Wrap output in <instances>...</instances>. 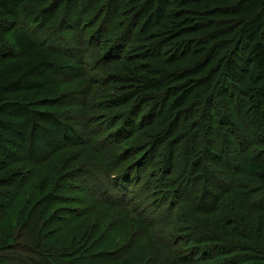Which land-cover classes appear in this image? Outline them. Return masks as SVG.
Returning <instances> with one entry per match:
<instances>
[{"label": "rangeland", "instance_id": "obj_1", "mask_svg": "<svg viewBox=\"0 0 264 264\" xmlns=\"http://www.w3.org/2000/svg\"><path fill=\"white\" fill-rule=\"evenodd\" d=\"M7 1L9 0H0V3L10 4ZM234 2L235 0H163L160 5L161 15L158 18L165 25L157 31L156 24L149 28L153 33L152 37H158L153 39L154 43H166L160 53L163 58L169 56V50H174V46L178 48L180 44H184L185 56L181 58V54L180 58L175 60L176 64L168 65V68L182 71L184 77L180 80L190 81L193 88L197 86L196 83L203 73L193 69L195 60L203 56V53L199 54L195 50L200 44L201 47L207 48V42L202 43L201 37L209 34L212 40L225 38L240 31L243 21L247 20V14L244 15L245 13L233 8L236 7ZM154 5H157V1H154ZM73 7L70 6L69 10ZM174 11L175 14L170 15V12ZM90 16H81L80 21L83 23L78 30L80 35L89 29L92 30L93 21L89 19ZM118 16L120 20L122 15ZM96 24H100V21ZM263 29L264 18L257 28V40L264 41ZM6 35L7 39L14 43L15 38L11 36V32L6 31ZM47 43H51V40ZM145 44H149L145 39L134 37L133 42L124 45L123 54L115 59L111 67L105 65L103 58L97 60L98 56L92 55V51L82 57L81 62H77L73 57L54 53L53 62L66 66L58 77L60 84L56 93L48 96L47 101L43 96L23 95L8 103L12 109H8L10 107L6 105L7 109L0 111V133L5 132L2 129L7 125L20 123L21 132L27 136L23 140L12 135L15 141L25 145L21 151L14 144L8 143L11 149L22 157L12 165L16 173L21 172V179L17 178L11 187L0 185V200L8 203V200L16 198L14 202L12 200L14 207L9 214L19 215L20 212H14L22 207L25 209L24 213L30 212L34 204L47 196L46 204L39 207V213L36 214L37 217L39 215L37 228L41 227L43 233L47 232V241L56 247H65L74 240V243L81 241L78 247L87 248L76 258H87L84 257V261L79 264H127V261L129 264H216L221 257H218V260H207L209 252L199 254V251L204 249L200 250L195 241H186L180 246L173 245V238L178 241L175 237L182 235L188 227L175 233L169 232L166 236L164 230L168 229V226L165 227L162 223L152 226L149 221L152 218H166L171 219V222L174 220L170 226L183 227V217L179 222L176 220L183 213L178 207L180 200L186 205L191 202L188 198L192 196H199L202 192H217V189L212 187L217 178H223L226 184L223 174H229L231 171L223 170L217 163L221 164L228 157L231 159L230 166H235V169L230 167L235 170L234 180L241 181L244 177L240 168L250 160V156L264 152V136L261 137L262 132H258L256 128L258 115L252 111L245 115L232 113L234 120L239 122L237 124L230 117L227 107L220 114L219 106L212 104L210 115H203L199 120L200 113L195 114V117L186 115V119H182L180 114L177 123L173 125V115L181 110L184 104L180 101L181 103L178 102L179 105L175 106L177 98L182 96L178 95V91L182 89L188 93L189 85L168 92L165 89L170 83H164L168 81L167 78L160 79V83H154L144 74L136 75L149 65V49L143 47ZM58 57L62 58L58 60ZM250 58L251 61L255 60L252 56ZM180 64L184 68L180 67ZM123 66H131L132 69L120 70L124 69ZM55 68L48 69L51 76L60 73L59 70L56 72ZM254 70V64L250 65L241 75L252 77L255 74L258 78L262 77L263 70ZM64 71L68 75L65 76ZM155 74L153 79L159 80L160 74L157 71ZM66 79L67 82L63 83ZM24 83L25 81H21L18 86L25 88ZM127 94H130L131 99L124 106L116 107V104H111L113 109H104L106 102L111 103ZM168 96L171 99L164 106ZM145 101L146 103L142 104ZM196 106L198 102L192 107ZM136 108L140 111L133 113ZM119 114V118L131 120V130L127 134H117L118 125L110 123V118L116 120ZM223 114L231 119L230 124L223 125L218 121ZM13 118L18 122H12ZM1 122H5L6 126ZM108 123L114 127L108 128ZM185 123L188 124V131L182 126ZM198 123L206 126L210 124L211 135L208 132L206 137L202 136L200 129L196 127ZM220 126H223L222 129ZM171 127L173 132L168 137L164 130ZM162 131L165 133L164 137H161ZM193 135L197 136L195 140ZM242 137L258 142L251 147L252 151L241 152ZM159 142H163V145L158 144ZM190 146H193L191 152L196 154L200 162L199 167L191 171L192 166L189 164H194L195 161H190L195 159L190 156L191 153L187 154L188 149L186 152L183 150ZM172 160L173 164L170 165L168 162ZM117 165L118 167L114 168ZM170 168L172 172H168ZM8 176L0 173V183L11 178ZM115 182L119 183L117 187ZM189 182L191 183L188 184ZM186 187L187 191L180 198L177 196L179 193H174L181 190L184 192ZM223 187L221 186L220 190ZM122 193L131 204L130 207L115 202L117 195L120 197ZM222 197L223 195L218 197L219 202L225 199L219 207L227 208L225 215L230 209L235 210L234 206L243 207L234 195H227L223 200ZM28 198L30 202H27ZM109 200L115 202V205ZM212 201L213 198L209 196L205 203L209 206ZM135 213L141 214L145 219L139 218ZM197 214L208 222L210 214ZM147 217L150 220H146ZM4 222L7 221L0 222V243L7 231ZM27 227L23 229L24 235L21 239L25 242L32 239L30 234H26ZM154 228H161L162 231L152 230ZM170 233L172 234L168 236ZM169 242L178 250L170 260L166 257V254L172 252L166 247ZM71 256L73 255L67 256L66 260L75 257ZM182 260H189V263ZM249 262L246 264H258V260L254 259ZM259 262L264 263L263 260Z\"/></svg>", "mask_w": 264, "mask_h": 264}, {"label": "trees", "instance_id": "obj_2", "mask_svg": "<svg viewBox=\"0 0 264 264\" xmlns=\"http://www.w3.org/2000/svg\"><path fill=\"white\" fill-rule=\"evenodd\" d=\"M154 1H157V5H154ZM154 1L9 0L7 2L10 4L4 5L0 3V111L7 109L6 105L10 107L8 103L11 100H17L18 97H22L23 95H33V97L43 96L47 101L48 96L56 93V88L60 84L58 77L62 75V69L66 68V66L53 62L55 58L54 53H60V56L67 55L73 57L77 62H81L80 59L92 51V55L98 56L97 60L103 58L105 65L111 67L115 63V59H118L123 54L124 45L133 42L134 37L136 39L139 37L149 43L143 47L147 50L149 49L147 55L150 57V60H148L149 65L141 69L140 74L137 73L136 75L144 74L148 79H152L154 83H160L162 81L160 79L164 80L167 78L168 81H164V83H170V86H167L165 89L168 92L189 85L190 90L188 93L180 89L178 95L182 96L180 98H177V96V101H175L176 98L172 100L173 103L175 101V106L179 105L177 103H181L180 101L184 103L183 108L173 115L172 120H175L173 125L177 123V117L180 114L183 117L182 119H186V115L195 117V114L200 113L199 120L203 115H210L209 111L213 109L211 106L213 104L214 106H219L220 114L227 107L233 120L232 113L245 115L248 111L257 112L256 128L258 132H262L260 136L263 137L264 73L259 78L255 74L252 77H245L241 74H244L243 71L253 64L255 67L254 71H264V41L255 38L257 28L262 24L264 18V0H235L234 5L236 7L233 8L240 10L241 13H245L244 15L247 14L245 17L247 20L243 21L240 31L218 40H212L213 38H210L209 34L201 37L200 41L202 43L207 42V48L201 47L202 44H200L195 50L199 54L203 53V56L195 60L193 67L196 71L203 72L201 74L202 77L200 76L201 79L198 78L200 80L197 81L195 88L191 87L192 83L190 81L180 80L181 77H184V74L181 73L182 71L168 68V65L174 66L176 64L175 60L180 58L181 54V58L185 56L186 50L184 49V44H180L178 48L174 46V50L170 49L169 56L167 55L165 58L160 56V53L163 51L162 48L166 43H163V45L159 41L157 44L154 43L153 39L158 37H152L153 33L150 32L149 28L151 25L156 24L155 28L157 31L160 30L161 26L165 25L158 18L161 15L162 8L160 5L163 3V0ZM70 6H74L71 11L69 10ZM174 14L175 11L170 12V15ZM82 15L83 17L91 15L89 19L93 21V25L91 24L92 30L89 29L85 34L80 35L78 30L83 23L80 21ZM118 15H122L120 20L117 18L119 17ZM154 17L156 19H153ZM99 21L100 24H96ZM6 31L11 32V36L15 38L14 43L7 39ZM118 37L119 39H117ZM49 40H51V43L48 44L47 41ZM52 48H55V50H52ZM178 49L182 51H177ZM95 51H97L96 54ZM176 52H178L177 55L175 54ZM250 56L254 57L255 60L251 61ZM61 58L58 57V60ZM180 67L184 68L181 64ZM49 68H55V71L59 70L60 73L57 76H51L50 71H48ZM123 68H120V70L132 69L131 66H123ZM155 71L160 74L159 80L153 79L154 75H156ZM64 75L66 76L68 73L64 71ZM67 80L63 83L67 82ZM21 81H25V88L24 86H18L21 84ZM130 99V94H127V96L118 98V100L111 103L106 102L104 109H113L110 106L111 104H116V107L124 106ZM169 99H171L170 96L166 98L164 106L167 105ZM196 102H198V106L192 107ZM144 103L146 101L142 102V104ZM8 109H12V107ZM138 111H140L139 108H136L133 113ZM248 116H250V113ZM119 117L120 114L116 116V120L110 118V123L118 125L117 134L129 133L132 126L129 124L131 120L129 118L123 120ZM208 118L211 119L210 116ZM11 120L12 122H18L14 118ZM218 121L223 123V125H227L231 122V119L229 120L223 114L220 115ZM234 121L239 124L236 120ZM1 124L5 125V122H1ZM20 125V123L7 125L6 128L2 129L5 132L0 133V173L11 177L7 181L0 183L2 186L4 184L6 188L8 186L11 187L17 178L21 179V172L16 173L12 165L20 161L22 157L18 156L17 152L10 147L14 144L20 151L25 147L23 143L15 141L12 137L14 135L23 140L27 138L21 132ZM109 125L112 124L108 123V128L114 127ZM168 126H170L169 123ZM182 126L186 127L187 131L189 130L188 124L185 123ZM196 127L200 129L201 135L205 137L212 130L210 124L206 126V124L198 123ZM222 127L220 126L219 128L222 129ZM230 130L233 131L232 129ZM164 131L169 137L173 132V127L169 130L165 128ZM6 132L10 133L7 134ZM157 132L160 133V131ZM165 133L162 131L161 137H164ZM193 136L195 140L197 136ZM240 139L243 150L241 152L246 150L252 151L251 147L258 143L256 140H249L247 137L246 139L243 137ZM158 144L163 145V142H159ZM187 149L189 150L187 154L191 153L190 156L195 159L193 161L189 160L191 163L195 161L194 164H189V166H192L190 168L191 171L195 167H199L200 162L197 160L196 154L193 155V152H191L193 151V146L186 148V150L183 148L185 152ZM258 154L250 156V160L246 161L240 168L244 177L241 181L234 180L236 174L235 170L231 168L235 169V166H230L231 159L229 157L221 164L217 163L223 170L231 171L229 174H223L226 184H224L223 178H217L216 184H212V187L217 189V192H202L199 196H192L188 198L191 202L186 205L180 200L178 207L183 213L176 220L179 222L183 217L181 219L183 227L170 226V223L174 221L171 222V219L162 218L160 220V218H152L150 220L147 217L146 220H150L149 225L156 226L162 223L165 227L168 226V229L165 228L164 230L165 235L169 232L175 233L188 227L184 230L186 232L183 231L182 235L178 234L175 237L178 239V241L176 240L177 242L173 238V245L180 246L181 244L184 245L186 241H195L200 246V250L204 249L199 251V254L209 252L210 255H207V260H218V257H221V260L216 262V264H246L250 263L249 261L253 259L258 260V264H264L263 262H259L260 260L264 261V152ZM168 163L172 165L173 160ZM117 167L118 165L114 166V168ZM236 167L238 168V164ZM171 169H168V172ZM228 179L229 181L227 182ZM115 184L117 187L119 183L115 182ZM221 186H224L222 190H220ZM186 191L187 187L184 189V192L181 190L174 193L176 195L179 193L180 195L177 196L180 198ZM220 195H223L222 200L227 195L236 196L244 208L232 204L235 210L228 208L230 209L229 213L225 215L227 208L219 207L225 200L219 202L218 197ZM4 196H6L5 192ZM209 196L213 198V201L207 206L205 202ZM46 197L41 198L37 204H34L30 212L24 213V207L14 212L15 214L20 212L19 215H17L18 213L16 215L13 213L9 214V211L13 210V202L16 198L8 200V203L0 200L2 201L0 202V222L7 221L4 222V225L7 226L6 235L0 243V264H79L84 261V257L86 256L76 258L79 253L86 251L83 249L87 248L85 246L82 248L78 247L82 243L81 241L74 243V240L72 241L73 243L65 245V247H56L47 241L46 237H48V233H43L41 227L37 228L39 227V215L37 217L36 214L39 213L38 208L46 204ZM109 201L112 205H115L116 202L124 204L125 207L131 206L123 193L120 197L117 195L115 202ZM27 202H30L29 198ZM197 212H207L210 214L208 222L202 220ZM135 214L139 218L145 219L141 214ZM26 227L28 232L26 234H30L32 237L29 242L21 240L24 235L23 229ZM152 230L158 229L154 228ZM152 230L151 232H153ZM158 231H162L161 228ZM172 233L168 234V236ZM166 247L172 251L170 254H166V257L170 260L178 250L172 247L171 242ZM70 255L75 257L71 256L73 258L66 260V257H70ZM123 257L125 256L123 255ZM184 261L189 263V260ZM127 264H129L128 261Z\"/></svg>", "mask_w": 264, "mask_h": 264}]
</instances>
